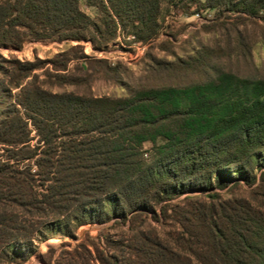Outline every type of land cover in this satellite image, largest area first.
<instances>
[{
  "label": "trees",
  "instance_id": "trees-1",
  "mask_svg": "<svg viewBox=\"0 0 264 264\" xmlns=\"http://www.w3.org/2000/svg\"><path fill=\"white\" fill-rule=\"evenodd\" d=\"M163 2L0 0V47L71 40L77 58L83 42L93 50L125 36L151 42ZM168 10L212 13L213 26L264 22V0H167ZM67 53L61 63L0 56V262L26 261L49 233L151 214L181 226L186 255L155 264H264V79L215 67V49L202 46L149 69L181 83L119 96L24 84L48 63L65 70ZM242 186L250 197L231 194Z\"/></svg>",
  "mask_w": 264,
  "mask_h": 264
},
{
  "label": "rangeland",
  "instance_id": "rangeland-1",
  "mask_svg": "<svg viewBox=\"0 0 264 264\" xmlns=\"http://www.w3.org/2000/svg\"><path fill=\"white\" fill-rule=\"evenodd\" d=\"M163 11L158 36L151 42H134L133 37L125 36L110 43L106 50H93L89 42H83L74 51L75 58L69 50L78 41L28 40L21 49L0 47V56L21 62H34L38 58L61 63L66 58L61 55L68 52L72 59L66 62L65 70H57L48 63L33 71L24 84L36 82L54 92L95 96H119L126 92V87L184 82L181 76L155 74L149 69L155 60L184 58L202 46L215 49L218 54L212 62L215 67L242 77L264 79L263 21L224 18L213 26L212 13L185 15L176 10L167 11V0L163 2ZM83 55L89 57L83 58ZM53 75L64 78L65 82L59 83ZM16 92L17 89L12 91L13 99ZM0 154H3L1 149ZM231 194L250 197L251 188L242 186ZM157 214L159 216L158 211ZM117 219L119 217L101 224L72 226V235L49 233L46 241L34 242V253L26 261L12 262L9 255L1 259L0 264H112L107 260L111 256H115L118 264H125L123 258L130 264H155L154 259L159 255L163 263H167L168 258L186 257L182 228L175 220H157L151 214H137L134 219L121 223H116ZM149 253L154 257H149Z\"/></svg>",
  "mask_w": 264,
  "mask_h": 264
}]
</instances>
